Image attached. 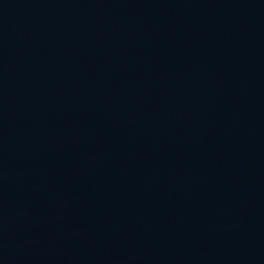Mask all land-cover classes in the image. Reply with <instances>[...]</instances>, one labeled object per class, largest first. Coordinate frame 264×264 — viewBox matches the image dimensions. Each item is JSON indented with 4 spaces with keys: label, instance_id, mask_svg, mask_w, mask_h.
<instances>
[{
    "label": "water",
    "instance_id": "95a60500",
    "mask_svg": "<svg viewBox=\"0 0 264 264\" xmlns=\"http://www.w3.org/2000/svg\"><path fill=\"white\" fill-rule=\"evenodd\" d=\"M0 264H264V0H0Z\"/></svg>",
    "mask_w": 264,
    "mask_h": 264
}]
</instances>
